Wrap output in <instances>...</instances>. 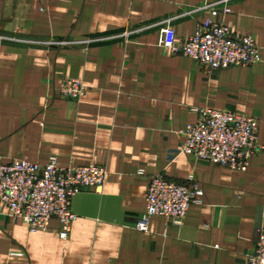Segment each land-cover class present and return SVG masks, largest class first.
Masks as SVG:
<instances>
[{"label":"crops","instance_id":"1","mask_svg":"<svg viewBox=\"0 0 264 264\" xmlns=\"http://www.w3.org/2000/svg\"><path fill=\"white\" fill-rule=\"evenodd\" d=\"M205 1L0 0V161L54 155L107 171L100 192L73 196L65 240L56 218L30 232L0 202V264H246L264 234V0H233L224 17L253 36L260 62L213 72L162 46L195 32L209 13L187 11ZM63 78L84 82L79 100L59 94ZM199 108L258 119L246 171L179 153ZM157 175H193L202 203L180 226L153 216L140 232Z\"/></svg>","mask_w":264,"mask_h":264},{"label":"built area","instance_id":"2","mask_svg":"<svg viewBox=\"0 0 264 264\" xmlns=\"http://www.w3.org/2000/svg\"><path fill=\"white\" fill-rule=\"evenodd\" d=\"M232 1H205L187 11L206 10L209 16L184 43L174 42L167 36L162 45L165 52L188 57L209 72L260 62V48L253 36L234 32L224 21L231 12ZM85 90L86 85L77 78H63L58 85L59 94L72 100H79ZM194 111L197 119L181 131L183 142L179 153L233 171H246L260 148L258 119L224 109ZM106 176L104 166L91 163L62 167L54 155L44 163L28 159L0 161V202L7 207L8 216L23 223L30 232L47 230L51 219L56 218L60 223L58 236L65 240L77 218L71 210L73 196L86 189L100 192ZM203 195L193 175L183 182L161 175L151 176L146 190V208L134 228L147 232L153 216H161L180 226L188 209L202 203ZM246 264H264V234L256 239L254 250L246 256Z\"/></svg>","mask_w":264,"mask_h":264}]
</instances>
